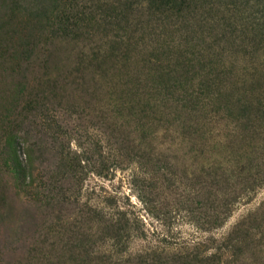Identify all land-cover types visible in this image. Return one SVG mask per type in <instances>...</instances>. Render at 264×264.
Listing matches in <instances>:
<instances>
[{
  "label": "rangeland",
  "instance_id": "1",
  "mask_svg": "<svg viewBox=\"0 0 264 264\" xmlns=\"http://www.w3.org/2000/svg\"><path fill=\"white\" fill-rule=\"evenodd\" d=\"M192 2L0 0V264H264V0Z\"/></svg>",
  "mask_w": 264,
  "mask_h": 264
},
{
  "label": "trees",
  "instance_id": "2",
  "mask_svg": "<svg viewBox=\"0 0 264 264\" xmlns=\"http://www.w3.org/2000/svg\"><path fill=\"white\" fill-rule=\"evenodd\" d=\"M149 2H150V6L147 7V9H150V11H152V10L158 11L159 8L162 6L164 8H167V9H169V8L174 9V7H176V6H181V5H186V4L188 6H190L193 4L192 0H181V2H177V0H149ZM112 10L114 13V14H112V15H114L113 18H115V19L119 18V20H121V21H123L125 19V16L123 13V12H125V10L120 11L119 8L115 7V6H114V8H112ZM118 11H119V13H116Z\"/></svg>",
  "mask_w": 264,
  "mask_h": 264
}]
</instances>
